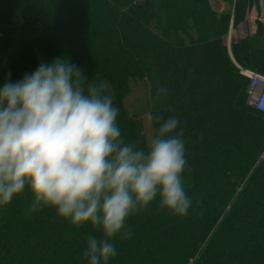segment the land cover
Returning a JSON list of instances; mask_svg holds the SVG:
<instances>
[{"label":"trees","instance_id":"1","mask_svg":"<svg viewBox=\"0 0 264 264\" xmlns=\"http://www.w3.org/2000/svg\"><path fill=\"white\" fill-rule=\"evenodd\" d=\"M222 2L228 11L208 0H0V86L64 57L112 97L127 142L146 145L125 107L140 83L148 113L184 127L187 214L154 201L129 216L108 264H264V116L246 105L236 67L264 76V25L228 50L223 37L257 0ZM31 200L25 188L0 207V264H86L99 232L51 208L29 212Z\"/></svg>","mask_w":264,"mask_h":264},{"label":"clouds","instance_id":"2","mask_svg":"<svg viewBox=\"0 0 264 264\" xmlns=\"http://www.w3.org/2000/svg\"><path fill=\"white\" fill-rule=\"evenodd\" d=\"M117 117L112 97L64 57L0 86V207L27 188L29 212L51 208L75 227L91 225L99 236L86 239V264H108L113 238L131 236L127 218L154 201L176 216L192 203L179 119L149 112L153 131L141 146L125 140Z\"/></svg>","mask_w":264,"mask_h":264},{"label":"rangeland","instance_id":"3","mask_svg":"<svg viewBox=\"0 0 264 264\" xmlns=\"http://www.w3.org/2000/svg\"><path fill=\"white\" fill-rule=\"evenodd\" d=\"M255 29V23L253 25L252 20L249 18V15H247L244 21L241 22L239 27H237L235 30H231L230 38L231 40H234L238 36H251L255 33ZM226 36L227 35L223 37L222 41H227ZM132 87V92L128 96L129 98L126 100L125 107L129 112L136 116V118L141 123L142 132L144 134L146 142L145 144H147V141L151 136L150 123L147 119V114L149 111V99L147 97L146 89L143 87L142 83L138 85H133Z\"/></svg>","mask_w":264,"mask_h":264},{"label":"built area","instance_id":"4","mask_svg":"<svg viewBox=\"0 0 264 264\" xmlns=\"http://www.w3.org/2000/svg\"><path fill=\"white\" fill-rule=\"evenodd\" d=\"M230 32L231 29L226 36L227 41L225 42V45L228 50L231 42ZM236 67L239 70V74L247 81L245 91L246 105L256 113H259L264 116V76L250 69H243L237 65Z\"/></svg>","mask_w":264,"mask_h":264},{"label":"crops","instance_id":"5","mask_svg":"<svg viewBox=\"0 0 264 264\" xmlns=\"http://www.w3.org/2000/svg\"><path fill=\"white\" fill-rule=\"evenodd\" d=\"M208 1L213 6V8L215 10L221 12L222 9H224L225 3H223L222 0H208ZM247 15H249V18L252 20L253 25L257 21H258V23L264 25V0H257L255 6L252 7V9L250 10V12Z\"/></svg>","mask_w":264,"mask_h":264},{"label":"water","instance_id":"6","mask_svg":"<svg viewBox=\"0 0 264 264\" xmlns=\"http://www.w3.org/2000/svg\"><path fill=\"white\" fill-rule=\"evenodd\" d=\"M224 9H225V11H228L230 9L229 5L227 3L224 4Z\"/></svg>","mask_w":264,"mask_h":264}]
</instances>
